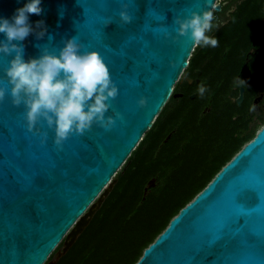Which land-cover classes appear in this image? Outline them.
I'll return each mask as SVG.
<instances>
[{"label":"water","instance_id":"obj_1","mask_svg":"<svg viewBox=\"0 0 264 264\" xmlns=\"http://www.w3.org/2000/svg\"><path fill=\"white\" fill-rule=\"evenodd\" d=\"M24 2L0 0V15L11 18ZM126 4L132 19L123 22L118 15L124 6L121 0H42L40 13H29L34 30L16 41L24 45L26 59L45 47L58 51L71 36H78L82 48L97 49L119 89L105 112V117L116 120L111 129L94 121L82 133L72 131L61 145L43 117L28 129L25 105L12 103L7 91L10 85L3 69L9 54L0 52V85L6 88L0 99V264H45L112 178L103 193L110 191L113 176L152 126L196 46L189 36L175 33L174 17L185 16L190 9L213 7L217 13L222 8L216 0ZM163 26L177 38L165 36L159 30ZM42 27L46 31L38 35ZM0 39H6L3 32ZM243 91L241 86L239 104ZM140 97L145 98L143 105ZM44 130L45 140L39 134ZM242 187L249 188L240 192ZM235 197L240 202L236 210L251 218L247 229L239 224L224 227ZM93 212L90 207L72 228L59 256ZM239 222H244L243 216ZM249 231L255 234L254 241L248 240ZM134 264H264V123L179 209Z\"/></svg>","mask_w":264,"mask_h":264},{"label":"trees","instance_id":"obj_2","mask_svg":"<svg viewBox=\"0 0 264 264\" xmlns=\"http://www.w3.org/2000/svg\"><path fill=\"white\" fill-rule=\"evenodd\" d=\"M210 34L219 45L195 46L173 87L179 95H170L88 223L52 264H134L264 123V111L253 107L264 82V0H226Z\"/></svg>","mask_w":264,"mask_h":264},{"label":"clouds","instance_id":"obj_3","mask_svg":"<svg viewBox=\"0 0 264 264\" xmlns=\"http://www.w3.org/2000/svg\"><path fill=\"white\" fill-rule=\"evenodd\" d=\"M123 7L118 15L123 22L132 19L127 10L126 0H121ZM42 0H25L17 7L11 18L0 15V32L6 39H0V52L9 54L3 72L10 87L12 103L25 105L24 116L27 128L32 130L36 122L43 117L48 126L54 129V141L61 145L72 132L82 133L98 121L106 129L116 123L113 116L105 117L110 107V98L118 94V85L113 81L108 64L95 48H82L78 36L65 39L58 51L45 47L37 56H24L23 41L32 32L29 13H40ZM157 18L163 19L159 16ZM214 8L197 11L190 9L185 16L176 15L173 25L175 33L189 36L196 45L216 47L219 37L211 35L214 27ZM110 22V21H109ZM37 24L43 25V20ZM165 36L176 39L177 36L168 26L159 29ZM46 28L37 33L43 35ZM206 86L201 84L198 92L203 95ZM6 88L0 85V99H3ZM145 98L138 103L143 105ZM119 115V113H118ZM45 140L47 131L39 133Z\"/></svg>","mask_w":264,"mask_h":264},{"label":"snow or ice","instance_id":"obj_4","mask_svg":"<svg viewBox=\"0 0 264 264\" xmlns=\"http://www.w3.org/2000/svg\"><path fill=\"white\" fill-rule=\"evenodd\" d=\"M245 188H249V187H242L240 189V192H242ZM239 203L240 202H238L236 197H235L234 202H233V208L229 212V214L227 216V219H226V223L224 225L225 228H227L228 224L243 225L246 229L250 227V225L252 223L251 218L248 215L236 210V208H237ZM241 216L244 217V222L243 223L239 222ZM247 238H248L249 241H254L255 240V234L253 232L249 231L248 235H247Z\"/></svg>","mask_w":264,"mask_h":264},{"label":"rangeland","instance_id":"obj_5","mask_svg":"<svg viewBox=\"0 0 264 264\" xmlns=\"http://www.w3.org/2000/svg\"><path fill=\"white\" fill-rule=\"evenodd\" d=\"M216 2H220L221 4H223V2H226V0H216ZM185 75H186V73H185V71L183 70V72L181 73V75H180V77H179V79H178V81H181L184 77H185ZM255 106L258 108L259 107V105L256 103L255 104ZM263 112V111H262ZM264 113V112H263ZM260 115H262V113L260 114ZM256 121H258V119L256 120ZM114 179V178H113ZM112 181H114V180H112ZM105 193H103V192H101L100 193V195L94 200V202H95V204H94V206H92V204L88 207V209H86V212H88L89 211V208L91 207L92 208V210H96V208H97V206H98V204H99V202L101 201V200H103V198L105 197ZM90 215V214H89ZM66 234H68V233H66ZM67 235H65V238L63 239V245L60 247V249L56 252V254L54 255V259H52V260H48L45 264H51L52 263V261H54L58 256H59V254L63 251V248H64V246H65V244L68 242V240L70 239V237H71V235H69L68 236V238L66 237Z\"/></svg>","mask_w":264,"mask_h":264},{"label":"flooded vegetation","instance_id":"obj_6","mask_svg":"<svg viewBox=\"0 0 264 264\" xmlns=\"http://www.w3.org/2000/svg\"><path fill=\"white\" fill-rule=\"evenodd\" d=\"M217 21H219L220 23H222L225 20H217ZM252 51H254V49ZM196 71L197 72H200L199 69H197ZM187 77H188L189 81H192L193 78L191 76H187ZM180 94H182V93H180ZM263 98H264V82L262 84V87L260 88V91H259L258 95L255 97V99L253 101V107H254V109L256 110L257 113L260 112V111L261 112L264 111V104L262 102L263 101ZM256 103L259 105L258 108L255 106ZM258 122H259V120H258Z\"/></svg>","mask_w":264,"mask_h":264},{"label":"bare ground","instance_id":"obj_7","mask_svg":"<svg viewBox=\"0 0 264 264\" xmlns=\"http://www.w3.org/2000/svg\"><path fill=\"white\" fill-rule=\"evenodd\" d=\"M110 181H112V178H111V180H109V182L106 183L105 187L108 186V184L110 183ZM105 187L101 190V192H103V190L105 189ZM101 192H100V193H101ZM100 193L98 194V196L100 195ZM98 196H97V197H98ZM97 197H96V198H97ZM96 198H95V199H96ZM95 199H94V200H95ZM94 200L89 204V206H90L91 204H93ZM89 206H88V207H89ZM88 207H87L86 209H88ZM86 209H85V211H84V212H83V213H82V214L76 219V221L71 225V227L67 230L66 233H68V234L65 233V235H71L70 231L72 230V228H75V227L78 225L80 218H81L84 214L87 213V212H86ZM69 233H70V234H69ZM65 235H64V237H65Z\"/></svg>","mask_w":264,"mask_h":264}]
</instances>
